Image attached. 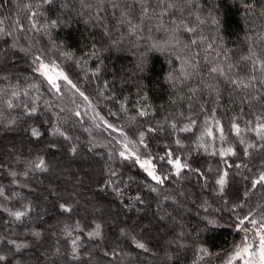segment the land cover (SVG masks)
Returning a JSON list of instances; mask_svg holds the SVG:
<instances>
[{
  "label": "trees",
  "instance_id": "obj_1",
  "mask_svg": "<svg viewBox=\"0 0 264 264\" xmlns=\"http://www.w3.org/2000/svg\"><path fill=\"white\" fill-rule=\"evenodd\" d=\"M0 21V159L19 158L0 166V264H226L245 236L238 221L264 219V184H253L264 173V0H7ZM37 57L79 91L50 90ZM216 121L226 141L202 142L206 126L219 136ZM124 143L145 158L171 150L204 175L153 159L167 177L157 184L120 156ZM228 147L237 155L210 154Z\"/></svg>",
  "mask_w": 264,
  "mask_h": 264
},
{
  "label": "snow or ice",
  "instance_id": "obj_2",
  "mask_svg": "<svg viewBox=\"0 0 264 264\" xmlns=\"http://www.w3.org/2000/svg\"><path fill=\"white\" fill-rule=\"evenodd\" d=\"M7 0H0V8L3 7V4L6 3ZM46 3H51L52 0H45ZM0 23H3V21H0ZM55 25V22H53V26ZM33 27H35V24H33ZM188 31H192V29H188ZM67 55V54H65ZM38 62V67L35 68V71L39 73L41 77L47 82V84L50 86V90H54L57 94H62V86L61 81L65 82L68 85H71L72 88L79 91V89L76 88V85L73 84V82L69 79V77L65 74V72L59 68V65L56 64H49L45 63L41 60L40 57H37L34 63ZM212 72H217L218 69L212 68ZM235 83V82H234ZM81 96H84V93H80ZM87 99V97H84ZM11 103L9 102V107H11ZM36 109H32V111L29 113L34 114ZM77 116L80 115L79 112L76 113ZM140 116H145L147 113L145 111L139 112ZM207 125V122H206ZM109 128L112 127V125H108ZM175 127V126H173ZM215 127L219 133V136L217 137L216 134L213 131L212 126H206L203 134L200 137V140L203 142L205 137L211 138L212 141H215L216 139H219L221 142L226 141V136L224 134L223 126L220 124L219 121H216ZM232 128L234 129L236 137H240L241 135V129L239 125H232ZM115 130V129H114ZM182 131H191V127H184L181 129ZM149 131H152V129H149ZM33 136H39L40 133L33 129L32 130ZM62 135V133H61ZM257 135L261 137V139H264V124L260 126V128L257 130ZM139 143L143 145L145 149H147V145L144 143V134H140V140ZM176 143L179 145L180 141H176ZM240 143H244V141L241 139ZM200 147H204V144L201 143ZM256 145L249 144L247 148L244 149V153L248 154V148H254ZM123 148L125 151L120 152V156L124 159L133 160L134 163L138 164L141 169H143L147 175L155 181L157 184H163L165 179H167L166 176H162L157 174L156 172V165L153 163V159H157L159 161H163L164 163L171 165L174 169V175L180 176L182 172L188 171V172H194L199 176H203L204 173L200 172L198 169H193L191 166L185 161L182 162L181 158L179 156H176L173 159V153L171 150H166L165 156H158V157H151L149 156L147 159H141V156L137 154L135 151V145H133L132 148L129 147V143H124ZM75 151V149H73ZM205 151H208L207 148H205ZM211 155H219L222 158H226L228 156H236L237 153L232 147L228 148H220L217 151H213L210 153ZM225 163L227 161L225 160ZM37 168L43 170L44 169V161L40 160L39 163L35 165ZM236 167L239 168L242 165L240 164H229L228 167ZM14 175V174H13ZM229 175V172L225 169L222 171V174L219 176L218 179L215 180V183L219 185V191L223 193L224 188L226 184L228 183L227 177ZM254 185H260L264 184V173H262L258 179H256L253 182ZM0 195H3L2 192H0ZM61 208L64 211H71L70 208L65 207L64 205H61ZM12 216L15 217L16 220H20L22 217L26 215L23 211H16L11 213ZM245 220L248 221L249 224L252 225V228L255 230L253 234V238H249L247 235V232L249 231L247 228H244L243 225L245 223ZM209 225L216 226L215 220H209L207 222ZM238 223L241 225L240 230L245 232V236L242 238L241 245L238 246L234 250V255H232L228 261V264H235L236 261H242L243 264H264V219H261L259 222L255 218H249L247 215L238 221ZM259 225V226H257ZM97 228L99 226L97 225ZM90 235H99V232L91 233ZM73 244L75 245V241H73ZM138 247L144 248L145 246L143 244H138ZM203 251V250H202ZM4 257H0V260H3Z\"/></svg>",
  "mask_w": 264,
  "mask_h": 264
},
{
  "label": "rangeland",
  "instance_id": "obj_3",
  "mask_svg": "<svg viewBox=\"0 0 264 264\" xmlns=\"http://www.w3.org/2000/svg\"><path fill=\"white\" fill-rule=\"evenodd\" d=\"M45 63H47V62H45ZM50 64V63H49ZM12 147H14V148H12ZM129 147L130 148H132V145H131V143H129ZM8 148V150L9 151H11L12 153H14L15 152V154H17V152H19V150L14 146V145H12L11 147H10V145L7 147ZM12 150H15V151H12ZM124 151H125V149H124ZM141 159H147V158H145V157H141ZM7 162H19V158L18 157H16V158H13V159H7V158H2V159H0V166H5V163H7ZM55 168H57V166H55L54 165V167H53V170L55 169ZM55 172V171H54ZM157 172V171H156ZM157 174H158V172H157ZM67 178H70V177H67ZM41 182V181H40ZM87 197H90L89 195H87ZM77 199V201H79L78 200V198H76ZM89 200L91 201L92 200V198H89ZM45 202L47 203V202H50L49 201V199L48 198H45ZM95 208V207H94ZM96 209V208H95ZM94 210V209H93ZM41 214H45V215H48V212L46 211V208H43V209H41ZM96 214L98 215V216H100V212H98V211H96ZM117 224V223H116ZM123 225L126 227V232H133L134 230H132L133 228H131V226H130V224L129 223H124L123 222ZM117 226H118V224H117ZM119 226H120V224H119ZM135 232H136V230H135ZM137 232H139V231H137ZM54 234V233H53ZM232 255H234V253L232 254ZM231 257V256H230ZM47 259V258H46ZM71 259H73L72 257H70V259L69 258H66V259H64V258H59V260H61V263L62 264H70L71 263ZM230 259V258H229ZM229 259H228V261H229ZM48 260V259H47ZM226 264H228V262L226 263ZM240 264H243V262L242 261H240Z\"/></svg>",
  "mask_w": 264,
  "mask_h": 264
}]
</instances>
